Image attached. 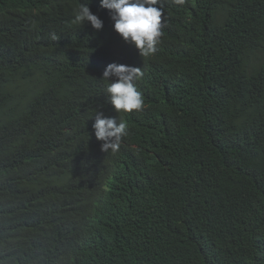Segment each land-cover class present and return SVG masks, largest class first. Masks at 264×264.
Here are the masks:
<instances>
[{
  "label": "trees",
  "instance_id": "16d2710c",
  "mask_svg": "<svg viewBox=\"0 0 264 264\" xmlns=\"http://www.w3.org/2000/svg\"><path fill=\"white\" fill-rule=\"evenodd\" d=\"M81 3L14 11L0 52V264H264V0L164 7L157 51L132 50L144 106L125 112L134 147L108 191L85 184L92 143L75 115L123 38L100 2L102 29L73 23ZM44 19L69 64L39 44L26 57L17 30Z\"/></svg>",
  "mask_w": 264,
  "mask_h": 264
},
{
  "label": "clouds",
  "instance_id": "9594fccd",
  "mask_svg": "<svg viewBox=\"0 0 264 264\" xmlns=\"http://www.w3.org/2000/svg\"><path fill=\"white\" fill-rule=\"evenodd\" d=\"M12 10L0 0V52H8L14 46V11L25 14L39 12L45 0H9ZM59 3L82 0H52ZM100 2L101 7L110 11L114 21V30L123 38L120 42H112L104 59L96 67L97 74L103 79L104 87L88 84L80 92L77 100L75 119L81 126L87 128L92 143V161L89 177L85 184H96L100 191L112 189L119 177L120 167L129 160L128 151L134 144L128 139L125 112L140 111L144 106L142 93L135 82L143 76L140 67L130 65L135 57L136 49L140 56H150L157 51V45L163 35L164 7L170 0H90L81 3L74 10L72 21L82 25L90 22L94 29L103 28L102 19L94 14L89 6ZM183 5L186 0H173ZM163 19V22H162ZM41 20V19H40ZM38 20L34 26H24L17 30L22 39L26 57L32 48L39 44L60 58L63 64H69L73 51L66 45H54L53 40L59 37L53 33L51 40L45 29V19ZM40 21V22H39ZM39 22V23H38ZM133 50V51H132ZM4 205H0V212ZM9 233L12 226L1 227Z\"/></svg>",
  "mask_w": 264,
  "mask_h": 264
}]
</instances>
